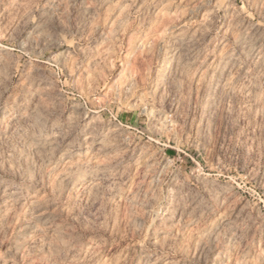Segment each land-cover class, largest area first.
Wrapping results in <instances>:
<instances>
[{"label": "rangeland", "instance_id": "rangeland-1", "mask_svg": "<svg viewBox=\"0 0 264 264\" xmlns=\"http://www.w3.org/2000/svg\"><path fill=\"white\" fill-rule=\"evenodd\" d=\"M0 264H264V0H0Z\"/></svg>", "mask_w": 264, "mask_h": 264}, {"label": "bare ground", "instance_id": "bare-ground-1", "mask_svg": "<svg viewBox=\"0 0 264 264\" xmlns=\"http://www.w3.org/2000/svg\"><path fill=\"white\" fill-rule=\"evenodd\" d=\"M173 66V61L171 59H166V61L163 64L164 70H170Z\"/></svg>", "mask_w": 264, "mask_h": 264}]
</instances>
